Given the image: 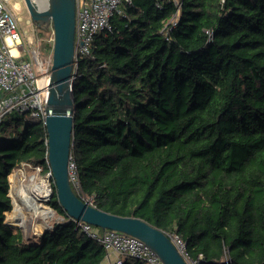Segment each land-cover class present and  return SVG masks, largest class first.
<instances>
[{"label": "trees", "instance_id": "1", "mask_svg": "<svg viewBox=\"0 0 264 264\" xmlns=\"http://www.w3.org/2000/svg\"><path fill=\"white\" fill-rule=\"evenodd\" d=\"M120 10L74 64L73 190L178 234L197 264H264V0ZM46 140L42 119L0 122V264H103V246L72 221L37 239L4 222L8 174L22 162L50 172ZM50 180L48 203L66 219Z\"/></svg>", "mask_w": 264, "mask_h": 264}, {"label": "built area", "instance_id": "2", "mask_svg": "<svg viewBox=\"0 0 264 264\" xmlns=\"http://www.w3.org/2000/svg\"><path fill=\"white\" fill-rule=\"evenodd\" d=\"M130 2L131 0H75L74 57L76 60L90 54L93 37L99 32L111 30L113 16L121 12L122 4ZM159 2L160 0H157L158 6ZM174 22L173 20L172 23ZM22 43L19 23L9 0H0V122L11 113L29 114L33 119L44 120L45 117L51 53L41 57L34 46L31 48L28 46L26 50ZM13 48L16 53L12 52ZM29 54L32 60L27 59ZM26 167L36 171L41 169L26 162H22L16 169L23 171ZM67 168L72 188H78L76 166L71 155ZM16 169H12L11 172L15 173ZM11 172L8 174V195L13 204L16 193L14 190L11 191L12 180L9 178ZM64 220L72 221L75 229L100 243L106 251L105 259L109 264H123L126 258L140 259L146 264H163L149 246L134 236L112 229H101L69 216L65 219L60 215L58 222ZM167 236L188 264H197L196 260L189 258L186 242L178 234L171 233Z\"/></svg>", "mask_w": 264, "mask_h": 264}, {"label": "water", "instance_id": "3", "mask_svg": "<svg viewBox=\"0 0 264 264\" xmlns=\"http://www.w3.org/2000/svg\"><path fill=\"white\" fill-rule=\"evenodd\" d=\"M47 2L45 10L37 7L33 0H24L31 19L39 25L43 23L41 27L50 26L52 32L48 99L43 123L47 132L48 177L53 179L58 203L72 219L142 240L163 264H188L164 231L139 217L99 209L82 200L73 190L67 163L71 155L74 111L71 80L74 77L75 0Z\"/></svg>", "mask_w": 264, "mask_h": 264}, {"label": "rangeland", "instance_id": "4", "mask_svg": "<svg viewBox=\"0 0 264 264\" xmlns=\"http://www.w3.org/2000/svg\"><path fill=\"white\" fill-rule=\"evenodd\" d=\"M9 4L18 20L19 32L22 37V44L24 48L27 50L28 46H30V48L34 46V48L38 50V53L41 57L45 56L46 54H50L52 39L50 26L44 25L41 27L40 25H43V23L39 25L37 22L33 21L28 13L24 0H9ZM27 59L32 60L30 54ZM4 127L6 132L8 133V129L10 126L4 125ZM9 178L10 180H12L10 185L12 183L17 185V189L18 184H23V187L26 186L30 188L32 184L37 183L42 178H45L48 180L49 189L52 191L51 180L50 177H48V173L42 175L40 171H36L30 167H26L23 171L21 169H16L15 173L11 172V176ZM16 188L14 187L13 189L11 185V191L14 190V192L16 193ZM75 189L76 191L78 190L77 188ZM14 192H12L13 195ZM15 196L16 202H14V208L18 207V213L14 219L8 213L7 223L12 224V226L14 227H20L25 236H27L28 238L37 239V237L40 236L45 229L51 228L53 223L60 220V215H58L48 203L51 197L50 194L45 200L40 201L42 205L47 206L51 211H45L44 213L37 209H31L30 207H28L26 204H24L22 198L20 199V201L17 200V193ZM16 203L18 204L16 205ZM15 219L16 221H13Z\"/></svg>", "mask_w": 264, "mask_h": 264}, {"label": "bare ground", "instance_id": "5", "mask_svg": "<svg viewBox=\"0 0 264 264\" xmlns=\"http://www.w3.org/2000/svg\"><path fill=\"white\" fill-rule=\"evenodd\" d=\"M33 1L37 5V7L41 8V9H45L46 10L48 8L47 0H33ZM12 52L16 53V50L13 48ZM76 61L77 60L74 57V64L76 63ZM11 185H12L13 189H14V187L16 188V186H17V185H15L13 183ZM24 187H23V184H18V189L16 188L17 200L20 201V199L22 198L23 201H24V204H26L31 209H37V210H39V211H41L43 213L45 211L46 212H51L50 209L47 206L42 205L40 203V201L45 200L49 196V194L51 193V190L49 189V184H48V180L47 179L42 178L37 183L32 184L30 188H28L26 186H24ZM13 200H14L13 201V205H14V202H16V198L14 197ZM17 204L18 203H16V205ZM17 208L18 207H15L14 209H12V211L9 212V215L13 219L15 218V216L18 213V209ZM13 221H16V219L13 220Z\"/></svg>", "mask_w": 264, "mask_h": 264}, {"label": "crops", "instance_id": "6", "mask_svg": "<svg viewBox=\"0 0 264 264\" xmlns=\"http://www.w3.org/2000/svg\"><path fill=\"white\" fill-rule=\"evenodd\" d=\"M103 264H109V262L105 259Z\"/></svg>", "mask_w": 264, "mask_h": 264}]
</instances>
